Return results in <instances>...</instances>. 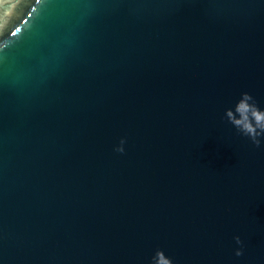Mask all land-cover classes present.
I'll return each mask as SVG.
<instances>
[{
  "label": "water",
  "instance_id": "water-1",
  "mask_svg": "<svg viewBox=\"0 0 264 264\" xmlns=\"http://www.w3.org/2000/svg\"><path fill=\"white\" fill-rule=\"evenodd\" d=\"M0 45V264H264V0H0Z\"/></svg>",
  "mask_w": 264,
  "mask_h": 264
},
{
  "label": "clouds",
  "instance_id": "clouds-1",
  "mask_svg": "<svg viewBox=\"0 0 264 264\" xmlns=\"http://www.w3.org/2000/svg\"><path fill=\"white\" fill-rule=\"evenodd\" d=\"M0 47H3L0 45ZM225 117L231 123L239 134L248 137L252 144L259 148L264 143V109H261L250 92H243L240 99L234 107L225 110ZM127 138L122 137L119 144L115 147L118 153L125 152ZM236 245L235 255L237 257L244 255V241L240 235L234 237ZM150 264H174L171 257L166 255L163 249H157L152 256Z\"/></svg>",
  "mask_w": 264,
  "mask_h": 264
}]
</instances>
